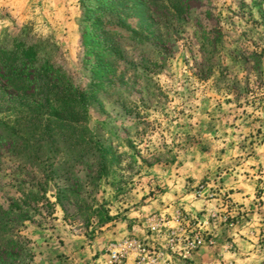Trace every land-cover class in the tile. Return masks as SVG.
<instances>
[{"label":"rangeland","instance_id":"374dc122","mask_svg":"<svg viewBox=\"0 0 264 264\" xmlns=\"http://www.w3.org/2000/svg\"><path fill=\"white\" fill-rule=\"evenodd\" d=\"M148 2L160 39H120L114 83L83 122L104 166L74 165L61 140L46 160L0 147L13 264H206V246L225 251L211 264H264V0ZM89 14L80 0H0V50L24 42L87 88ZM14 98L0 90L9 126L29 111Z\"/></svg>","mask_w":264,"mask_h":264},{"label":"trees","instance_id":"16d2710c","mask_svg":"<svg viewBox=\"0 0 264 264\" xmlns=\"http://www.w3.org/2000/svg\"><path fill=\"white\" fill-rule=\"evenodd\" d=\"M80 2L90 13L82 41L93 60L91 84L87 88L74 84L64 72L49 60L37 56L34 47H28L24 42L19 41L12 50H0V90H7L14 99L23 100L24 107L29 109L16 117L12 126L0 122V147L7 144L12 149L28 151L36 158L46 160L60 148L62 144L57 141L61 140L67 149H71L74 165L88 154L98 157L97 166H104L106 157L102 147H94L88 142L86 135L90 133L83 126L88 118V104L104 88L110 90L114 83L115 63L122 56L120 39L136 38L139 31L160 39V33L155 26L157 16L148 0ZM173 7L174 15L179 16L177 4ZM124 19L135 21L137 26L119 27ZM123 29L127 36L121 34ZM33 109L38 110L37 113ZM94 144L97 146L98 143ZM4 235L6 232L0 231V237ZM18 252L12 243L0 240V264H13Z\"/></svg>","mask_w":264,"mask_h":264},{"label":"crops","instance_id":"0c3cea01","mask_svg":"<svg viewBox=\"0 0 264 264\" xmlns=\"http://www.w3.org/2000/svg\"><path fill=\"white\" fill-rule=\"evenodd\" d=\"M222 248V247H221ZM204 247L194 254V260L196 262L211 264L217 259L225 261V251L222 249Z\"/></svg>","mask_w":264,"mask_h":264},{"label":"built area","instance_id":"2783aa9c","mask_svg":"<svg viewBox=\"0 0 264 264\" xmlns=\"http://www.w3.org/2000/svg\"><path fill=\"white\" fill-rule=\"evenodd\" d=\"M157 228L153 227L152 230L155 231ZM134 244H136V242H133ZM131 243V244H133ZM202 241L200 238L196 237L194 240H192L191 242H189L188 246H187V250L185 251L186 255H190V253L192 252V250L197 249L200 245H201ZM136 246V245H135ZM115 257V256H114Z\"/></svg>","mask_w":264,"mask_h":264}]
</instances>
